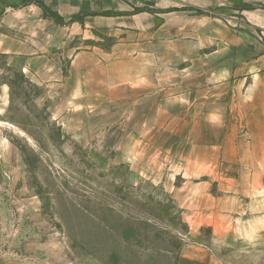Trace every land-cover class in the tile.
Here are the masks:
<instances>
[{"label":"rangeland","instance_id":"obj_1","mask_svg":"<svg viewBox=\"0 0 264 264\" xmlns=\"http://www.w3.org/2000/svg\"><path fill=\"white\" fill-rule=\"evenodd\" d=\"M45 94L0 54V264H264L254 124L202 103L63 118Z\"/></svg>","mask_w":264,"mask_h":264},{"label":"crops","instance_id":"obj_2","mask_svg":"<svg viewBox=\"0 0 264 264\" xmlns=\"http://www.w3.org/2000/svg\"><path fill=\"white\" fill-rule=\"evenodd\" d=\"M38 1L61 21L35 0L6 8L0 54L58 116L202 103L214 123L254 124L264 142V0Z\"/></svg>","mask_w":264,"mask_h":264},{"label":"trees","instance_id":"obj_3","mask_svg":"<svg viewBox=\"0 0 264 264\" xmlns=\"http://www.w3.org/2000/svg\"><path fill=\"white\" fill-rule=\"evenodd\" d=\"M36 2L42 8V10H43V12H44V14L46 16L52 17L57 22H60L61 21V18L55 12H53L52 10H50L49 8H47L42 2H40L38 0Z\"/></svg>","mask_w":264,"mask_h":264}]
</instances>
